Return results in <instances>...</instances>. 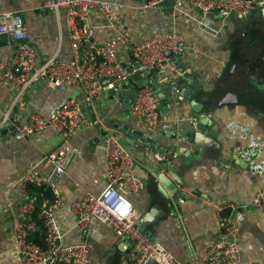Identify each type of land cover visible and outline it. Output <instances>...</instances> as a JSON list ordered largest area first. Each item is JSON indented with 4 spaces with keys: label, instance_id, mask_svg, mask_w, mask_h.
Instances as JSON below:
<instances>
[{
    "label": "crops",
    "instance_id": "1",
    "mask_svg": "<svg viewBox=\"0 0 264 264\" xmlns=\"http://www.w3.org/2000/svg\"><path fill=\"white\" fill-rule=\"evenodd\" d=\"M41 1L0 0V12L22 13L28 28V41L37 53L38 65L52 55H58L61 61H69L71 49L66 13L43 11L40 9ZM257 4V13H252L247 20L237 16L225 18L221 13L204 16L194 10H188L185 15H172L173 10L169 6L141 16L132 11L125 14L115 12L114 21L118 23L120 20L123 26L134 27L137 21L143 23V33L175 29L185 35L187 49L175 64L194 74L197 79L195 87L191 85L192 81L183 82L191 87L195 101L208 114L205 122L208 124L212 119L217 126H211L221 130L222 134L217 135L207 129L204 135L206 140L215 144L204 149L205 158L197 157L200 158L197 167L176 181L172 180L185 195L182 203L175 205L160 192L157 170L164 163L172 162V171L179 172L189 161L183 156L179 159V152L167 151L168 147L198 153V148L193 144L198 114L193 111L188 97L181 100L180 92L168 97L169 106L160 109L161 125L152 134L137 127L131 113L133 104L128 103L130 106L127 107L126 98L121 99L119 90L116 96L109 91L92 102L93 119L102 120L105 128L93 127L73 137L72 143L78 148V154L70 164L67 175L54 182L59 197L56 218L64 233L63 244L88 243L91 249L90 264H129L125 259V247L119 245L111 231L96 222L88 236L82 235L75 228L71 213L73 204L85 193L99 195L106 188L103 132H120L125 126L136 128L147 139L142 143L139 141L141 137H137L133 139L137 148H128L136 158L134 174L145 186L130 200L140 217L157 207L165 215V218H158L157 225L145 232L148 237L161 243L181 262L191 263L216 242L219 217L229 216L238 224L234 242L241 247L242 264H264V213L253 206L256 194L264 188V176L255 174L251 168V161L264 167V109L255 110L240 103L237 95L235 98L232 94L227 102L210 110L205 108L207 98L216 91L219 79L247 80L264 94V32L257 29L255 34L254 30L251 31L256 22L264 28V0ZM107 24L108 20L100 18L91 22L97 28V36L90 45L108 36ZM13 51V43L7 37L0 36V64L9 59ZM121 59L124 64L132 61L130 52L125 49ZM231 65L235 66L232 74L225 76ZM170 74L169 83L183 80L178 72ZM142 77L147 75L142 74ZM158 77L163 82V77ZM137 81L132 79L124 84L128 87L127 91ZM199 86L201 88L198 89ZM69 101L81 103L84 108L87 103L82 89L68 86L56 88L44 80L33 82L21 97L18 88L2 87L0 127L6 114L14 123H23L34 114L48 119L57 108ZM185 135L191 139V143L182 139ZM60 143L61 137L52 130L21 138L12 130L0 129V264H14L17 260L12 221L16 210L23 204L20 178L31 168L43 176H51L53 166L45 158ZM160 149L165 150L159 153L160 158L168 155L169 160L157 159ZM162 173L169 178L167 170L162 169Z\"/></svg>",
    "mask_w": 264,
    "mask_h": 264
},
{
    "label": "built area",
    "instance_id": "2",
    "mask_svg": "<svg viewBox=\"0 0 264 264\" xmlns=\"http://www.w3.org/2000/svg\"><path fill=\"white\" fill-rule=\"evenodd\" d=\"M168 0H42L40 9L60 14L66 13V26L70 40L71 59L61 61L52 55L41 65L37 63L35 48L28 41V28L20 12H0V36H5L14 45L13 55L0 64V88L12 86L19 89L21 97L29 86L44 80L56 88L77 87L85 94L86 102H94L104 93L118 92L119 87L135 79L138 74L156 71L163 77L162 84L171 80V72H179L181 56L187 49L185 35L175 29L155 33H143V23L134 27L123 26L114 21L115 12H136L138 16L152 10L163 9ZM172 15L194 10L204 16L226 11L228 15L250 19L253 13L252 0H175ZM108 20V36L101 42L90 45L96 39L97 28L91 25L94 19ZM88 44V45H86ZM130 52L132 61L122 63L124 50ZM109 81L108 84H105ZM152 88H141L133 101L132 116L137 127L152 134L161 125V110ZM93 127H102V120L91 118L81 103L69 101L57 108L48 119L40 114L30 115L23 123H14L6 114L0 127L13 129L21 138H29L52 130L61 137V143L45 158L53 166L51 176H43L31 168L20 178L23 204L18 207L12 221L14 264H90L88 243L64 245V233L56 218L59 197L55 180L63 179L78 148L72 143L75 135ZM137 131L133 128V132ZM122 134L106 130L104 173L106 188L99 194L85 193L73 204L71 213L75 228L85 236L98 222L111 231L119 245L125 247V259L129 264H242L241 247L234 242L238 224L229 216H220L217 222V240L210 249L195 257L191 263L178 260L166 247L148 237L140 228V214L130 197L140 193L144 184L134 174L136 158L120 143ZM163 155L162 160H169ZM257 175L264 176V167L251 161ZM48 187L55 201L42 204L39 217L46 228V248L30 240L37 230L35 217L37 197L28 191V186ZM254 208L264 213V188L253 202Z\"/></svg>",
    "mask_w": 264,
    "mask_h": 264
},
{
    "label": "water",
    "instance_id": "3",
    "mask_svg": "<svg viewBox=\"0 0 264 264\" xmlns=\"http://www.w3.org/2000/svg\"><path fill=\"white\" fill-rule=\"evenodd\" d=\"M175 0H168L166 2H164V5L169 6V8L173 7ZM253 1V14L257 13V3L260 0H252ZM222 17H227V16H232V15H228V13L226 11H222L221 12ZM235 68V66H229L228 69L226 70L225 76H229L232 74L233 69ZM179 72L182 75L183 80L179 81V82H173V83H168V84H162L159 81V77L156 76V74H158L156 71H147L144 74L147 75V77H142V74H138L135 79L138 80L135 85L132 87V89L130 91H127L128 87L126 85L120 86L119 87V95H121V99L123 100L124 98H126V103H127V107L130 106V104L128 103H132L136 97V94L138 93V91L141 88H152V90L154 91V95L155 97L159 100V108H163V107H168V97L171 96L172 93H181L182 96H180V99L182 100L183 97H188V99L191 101V105H192V109L193 111H195L198 114V118L195 124V132H194V141L193 144H195V146L198 148V153L195 152L193 153L192 150H179L177 147H168L167 151H172L174 153L179 152V159L183 156L186 159H188L189 161H187L185 163V165L183 167L180 168V171H172V165L173 164H167L164 163V165L157 170L158 173V181L160 182V192L162 193V195L165 197V199L170 200L173 204L178 205V203H182L183 198L185 197V195L179 191V189L177 188V186L174 184L173 181H176L181 175L186 174L188 171H191L193 168L197 167V164L199 162V159H197V157H201L203 159L204 156V149H206L207 147L209 148L210 146H213L215 144V142H211L210 140H206V137L204 135H206V130L209 129L210 131H212L214 134L220 135L222 134L221 130L219 129H214L213 126H217L215 125V122L211 119L210 121H208V124L205 122V120H207V115L204 111H203V106L199 103H197L193 97V95L191 94V87L187 86V83H184V80L187 81H192L193 84H191L193 87H195V82H197V79L195 78L193 73L187 72L185 67H179ZM155 76V77H154ZM153 77V78H152ZM153 80H150V79ZM109 81H106L105 84H108ZM201 88L200 86L198 87V89ZM111 94L113 96H116L117 92L116 91H111ZM85 109L88 113L89 116H91L92 118H94V114H93V110H92V105L90 102H87L85 104ZM213 125V126H211ZM13 131V129H10ZM122 135H125L123 137H121L120 139V143L123 147L125 148H129L131 147H136L137 145L134 143L133 139H137V137H141L139 139L140 142L145 143L147 141V139L145 138V136H143L139 131H134L133 132V128L131 127H127L125 126L124 128H122L120 130ZM106 132H103V135H105ZM184 140H186V142L189 144L191 143V139L189 137H187L186 135L182 138ZM150 142V140H148ZM209 145V146H208ZM155 149V148H154ZM158 150V147H157ZM161 151H158L157 153V159L159 161L162 160V158H160L159 153H163L165 152L164 149H160ZM208 150V149H207ZM206 150V151H207ZM162 169H165L168 171L169 173V178L166 177L163 173H162ZM173 172V173H172ZM173 180V181H172ZM169 192V193H168ZM161 214V215H160ZM159 216V217H158ZM161 216H163L165 218V215H163V211H161L158 207L157 208H153L151 211L145 213L141 219H140V228L143 232H146L148 230H150L153 226L157 225L159 223L158 218H160Z\"/></svg>",
    "mask_w": 264,
    "mask_h": 264
},
{
    "label": "trees",
    "instance_id": "4",
    "mask_svg": "<svg viewBox=\"0 0 264 264\" xmlns=\"http://www.w3.org/2000/svg\"><path fill=\"white\" fill-rule=\"evenodd\" d=\"M254 22V21H253ZM257 29L264 32V28L260 23H254V27L251 31L257 34ZM260 32V33H261ZM222 91V93H219ZM234 95L235 98L238 97L240 103L246 104L255 110L264 109V94L260 92L255 86L250 84L247 80L238 79V80H228V79H219L216 85V91L208 96L205 108L210 110L214 106L227 102L230 95ZM237 95V97H236ZM28 191L37 197V210L35 217L37 219L38 228L31 235L30 240L35 244L39 245L41 248H46V228L43 224V220L40 219L39 213L42 207V204L45 200H48L49 203L55 201V195L52 190L48 187H36L34 185L28 186Z\"/></svg>",
    "mask_w": 264,
    "mask_h": 264
}]
</instances>
